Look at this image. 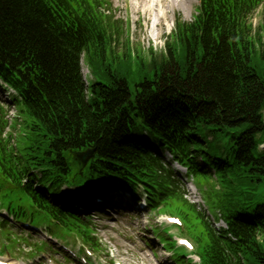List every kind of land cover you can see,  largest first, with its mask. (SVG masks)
<instances>
[{
	"label": "trees",
	"instance_id": "16d2710c",
	"mask_svg": "<svg viewBox=\"0 0 264 264\" xmlns=\"http://www.w3.org/2000/svg\"><path fill=\"white\" fill-rule=\"evenodd\" d=\"M199 3L191 23L176 22L160 59L151 50L136 64L129 40L121 49L110 0H0V79L18 109L17 156L0 116V193L17 215L33 205L57 213L44 189L61 198L64 185L100 194L137 180L152 208L166 204L202 239L204 264H264V203L255 200L264 185V26L253 24L264 0ZM132 64L153 71L135 93L123 75ZM153 148L203 156L215 169L219 190L206 193L217 196L231 238L202 221ZM89 150L84 167L78 157ZM199 179L202 187L212 176Z\"/></svg>",
	"mask_w": 264,
	"mask_h": 264
},
{
	"label": "rangeland",
	"instance_id": "374dc122",
	"mask_svg": "<svg viewBox=\"0 0 264 264\" xmlns=\"http://www.w3.org/2000/svg\"><path fill=\"white\" fill-rule=\"evenodd\" d=\"M111 3L114 14L117 16L120 26H122L121 28L126 33H124L125 36L121 45L124 46L126 40L130 41L132 60H135L137 53L143 54L142 49L148 57H150L149 52L153 49L154 54L160 59L161 55L167 52V43L173 40L172 35L175 31L176 21L191 23L199 6L198 0H191L190 8L188 7L186 10L183 6L178 10L177 8L175 9L176 6L185 4L184 0H111ZM152 4L153 6H150ZM139 6L142 8L137 9L136 7ZM253 24L256 29L264 26V7L254 13ZM262 30L264 31V29ZM121 49L123 50L124 48L121 47ZM144 57L146 56L144 55ZM84 74L90 75L87 68H84ZM152 74L153 71L148 66L132 64L130 72H124L123 75L128 80L132 92L135 93L136 85L141 83L143 79L151 77ZM13 115L14 110L11 112V117ZM64 193L69 199H73L76 197L78 190L66 188ZM108 210L106 209V212L104 211L100 215V219L94 220L93 224L98 229L99 238L107 246L109 256L123 257L124 263L122 264H170L166 263V255L163 253L162 247L157 249L159 253L158 259L154 260L152 256L148 258L144 252L150 251L151 247L147 246L139 235L145 229L153 230L156 227H161L162 221L160 219L155 218L153 215L144 216V213L142 218L140 217V212L117 215L118 213L113 214ZM120 214H123V212ZM30 237L34 241L41 242L32 236ZM154 237L156 236H150L151 239ZM73 241L74 238H69L70 243ZM46 251L53 253L50 245ZM15 254H20V256L23 254L26 257L23 252L16 251Z\"/></svg>",
	"mask_w": 264,
	"mask_h": 264
},
{
	"label": "bare ground",
	"instance_id": "6f19581e",
	"mask_svg": "<svg viewBox=\"0 0 264 264\" xmlns=\"http://www.w3.org/2000/svg\"><path fill=\"white\" fill-rule=\"evenodd\" d=\"M160 1H162V0H160ZM166 1H170V0H166ZM186 3L185 4H181V5H178V6H176L175 7V9L177 8V10L179 9V8H181V6H183V8L186 10L188 7L190 8V3H191V0H184ZM143 2V1H142ZM142 4V3H141ZM147 4V3H146ZM149 4H151V3H149ZM156 4V3H155ZM147 6H148V4H147ZM150 6H153V4L152 5H150ZM156 7V6H155ZM161 7V6H160ZM137 9L139 8H142L141 6H139V7H136ZM152 9V8H151ZM144 10H145V8H144ZM143 10V13L146 11H144ZM153 10V9H152ZM190 10V9H189ZM138 11V10H137ZM140 11V10H139ZM149 11V10H148ZM141 12V11H140ZM138 13V12H137ZM145 14V13H144ZM160 14V13H159Z\"/></svg>",
	"mask_w": 264,
	"mask_h": 264
},
{
	"label": "water",
	"instance_id": "95a60500",
	"mask_svg": "<svg viewBox=\"0 0 264 264\" xmlns=\"http://www.w3.org/2000/svg\"><path fill=\"white\" fill-rule=\"evenodd\" d=\"M92 157V153L89 152L87 154H84L83 156H81V159L84 163H86L90 158Z\"/></svg>",
	"mask_w": 264,
	"mask_h": 264
}]
</instances>
